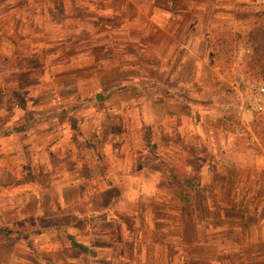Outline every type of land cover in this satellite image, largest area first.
Instances as JSON below:
<instances>
[{
  "label": "crops",
  "instance_id": "crops-1",
  "mask_svg": "<svg viewBox=\"0 0 264 264\" xmlns=\"http://www.w3.org/2000/svg\"><path fill=\"white\" fill-rule=\"evenodd\" d=\"M185 1L180 14L193 9V0ZM169 12L153 8L150 26L137 31L124 21L119 27L98 29V15L88 20L93 28L85 45H109L119 63L116 59L111 66L115 77L95 80H106L109 85L95 86L93 92L100 101L107 99V106L92 113L87 128L91 140L81 138L87 142L82 151L75 149L72 140L67 164H60L58 172L50 166L54 173L47 175L49 195L57 204L50 207V218L62 211L66 219H74L75 214L80 224L65 223L60 234L48 229L28 236V254L32 257L60 252L56 255L60 264H264V154L238 156L230 151L226 140L212 139L214 131L208 132L202 125L200 118L212 106L208 101L213 103L207 86L215 68L200 53L203 41L197 32H188L185 41L176 44L179 50L168 64L171 71L164 75L167 65L159 37L174 33L164 21ZM101 35L107 37L100 39ZM132 44L143 51L147 62L148 47H153L149 50L152 61L145 66L158 75L141 74L140 82L126 75L123 59L128 54L126 46ZM24 103L33 116L35 112ZM64 114H46L53 117L41 119L25 131H15V137L30 133L15 143L28 147V172H33L36 156L31 154L37 147H49L51 153L55 149V157L62 155L56 148V135L51 136L52 141L47 138L48 129L36 142L31 132L36 125L50 121L47 127H52L51 132L63 130L67 136L70 131L71 136L81 137L67 123L57 127V116ZM105 115L115 117L121 129L135 133L136 138L127 140L112 133L103 121ZM105 129L110 131L108 138ZM133 147H138V152L131 150ZM202 148L212 149L211 154L204 155ZM43 155L50 157L44 149L38 156ZM189 161L202 165L193 202L182 204L169 195L162 164L172 168ZM44 165H48L47 159ZM228 168L234 172L228 173ZM184 170L189 173L190 165ZM30 217L35 215H28L26 220ZM40 239L44 240L42 246L37 244Z\"/></svg>",
  "mask_w": 264,
  "mask_h": 264
},
{
  "label": "rangeland",
  "instance_id": "rangeland-1",
  "mask_svg": "<svg viewBox=\"0 0 264 264\" xmlns=\"http://www.w3.org/2000/svg\"><path fill=\"white\" fill-rule=\"evenodd\" d=\"M186 5L185 0H0V228L6 226L19 231L17 235L10 236L0 232V264H60L56 258V255H61L60 252L52 256L45 253L36 258L28 254L31 243L26 238L47 230L42 229L45 225L62 226L68 222L76 226L80 224L75 214L74 219H66L62 211L55 212L54 219L50 218L52 213L49 209L57 204L54 197L49 195L47 175L54 173L53 169L50 171L51 167H55L58 172L60 164H67L72 155L69 145L72 140L76 142V150L82 151L86 147L87 142L83 143L81 138L91 140V132L88 135L87 128L92 113L107 106V99L100 101L98 95H95L96 98L93 96V92L95 86L105 88L109 83L95 80L109 75L115 77L111 66L119 57L110 50L109 45L104 48L85 45L91 38L89 30L93 28L88 20L95 15H98L95 19L98 29L105 26L119 27L125 22L127 27L137 31L150 26L148 19L153 8L168 9L171 15L164 21L174 33L159 37L163 42L160 52H164L167 65L164 75L171 71L168 64L179 50L176 44L184 42L188 32H197L196 36L203 41L199 46L200 53L209 60L213 38L224 33V50L220 57H230V63L223 66L225 62L219 60L214 66L215 74L207 86L208 93H213V103L208 101L212 106L209 105L200 121L208 132L210 129L214 131L215 137L212 136V139L226 140L232 153L241 157L264 154V142L252 128L258 116L242 120L236 116L233 94L223 81V73L230 67L239 47L249 51L244 61L255 51L260 53L264 50V0H193V9L180 14L179 11ZM106 35L99 37L102 39ZM152 48L149 46L147 50L148 62L152 61L153 53L149 51ZM126 50L128 58L123 60H126L127 76L140 82L141 74L158 75L146 68L148 62L142 57L143 51L137 45H127ZM3 94L11 96L13 106L15 98L26 102L28 108L35 112V119L33 116L32 119L36 123L45 119L46 114L59 115L65 112L57 116V127L63 128L61 125L67 123L73 129L72 132L77 130L81 137L73 133L71 136L70 131L67 136L63 135V130L51 132L52 127H47L50 121L36 125L31 131L35 136L33 138H37L36 142H39L38 135L42 136L48 131L49 140L52 141L51 136L56 135L53 138L62 155L55 157V149L51 153L49 147H37L31 154L36 156L33 172H28V147L26 144L17 147L15 143L20 136L27 137L30 133L16 137L14 133L3 135L24 121L23 113L6 109ZM103 121L119 138H136L135 133L122 130L115 117L105 115ZM104 131L108 138L110 131ZM43 149L50 154L46 158V166L44 155L38 156ZM132 149L138 152V147ZM202 151L204 155H210L212 149L202 148ZM227 171L234 172L231 168ZM261 197L264 198V195ZM34 202L35 212L32 211ZM28 215L35 217L27 221ZM40 240L37 244L42 246L44 240Z\"/></svg>",
  "mask_w": 264,
  "mask_h": 264
},
{
  "label": "trees",
  "instance_id": "trees-1",
  "mask_svg": "<svg viewBox=\"0 0 264 264\" xmlns=\"http://www.w3.org/2000/svg\"><path fill=\"white\" fill-rule=\"evenodd\" d=\"M213 33L214 32H212L211 34L213 35ZM224 36V33H219L213 38L212 54L210 58L211 65L213 67L219 63V60L225 62L223 66H228V64L230 63V57H220V54H222L224 50ZM242 71L246 73L251 79L264 81L262 80L264 78V50L260 51V53L255 51L252 56H250L249 58L247 57L242 66ZM3 96L6 109H19L23 113L24 118V121L20 126L9 129V131L4 132L3 135L8 136L11 133H15V131H25L36 123L32 119V112L26 108L25 103L22 99L15 98L16 102L15 106H13L11 104V96L9 94H3ZM256 116L258 117L253 123L252 128L255 134L259 136L264 142V112L257 114ZM52 117L53 115H47L45 116V119L48 120ZM196 163L197 162L189 161L186 163H182L178 167L172 168H169L165 164H162L164 175L163 179L165 184L167 185L168 193L169 195L174 196L182 204L193 202V188L199 182L198 169L202 165V163H199L198 166H196ZM187 165H190L191 167V171L189 173H186L184 170L185 166ZM60 226H57L56 224L45 225L44 227H42V229H54L57 233H61L63 231V225L61 227ZM0 232L4 236L17 235L19 233V231H14L13 229L6 226L1 227Z\"/></svg>",
  "mask_w": 264,
  "mask_h": 264
},
{
  "label": "built area",
  "instance_id": "built-area-1",
  "mask_svg": "<svg viewBox=\"0 0 264 264\" xmlns=\"http://www.w3.org/2000/svg\"><path fill=\"white\" fill-rule=\"evenodd\" d=\"M248 53L246 48L239 47L223 73L224 84L234 97V113L241 120L264 112V82L250 79L241 69Z\"/></svg>",
  "mask_w": 264,
  "mask_h": 264
}]
</instances>
